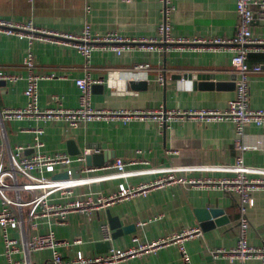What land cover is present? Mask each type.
I'll return each mask as SVG.
<instances>
[{
  "label": "crops",
  "instance_id": "1",
  "mask_svg": "<svg viewBox=\"0 0 264 264\" xmlns=\"http://www.w3.org/2000/svg\"><path fill=\"white\" fill-rule=\"evenodd\" d=\"M174 6L169 16V32L175 37L231 38L237 32L236 0H171ZM162 0H0V16L37 26L79 32L90 24L97 32H118L126 37H156L160 35L163 17ZM254 4L252 22L254 36L264 40V17H259ZM33 51L35 71L44 76L39 82V104L42 108L61 103L75 107L79 103V88L75 79L84 74L85 58L74 47L45 40L21 38L0 33V70L27 73L23 60ZM230 46H171L168 50L135 46L117 53L111 49H95L92 55V75L97 80L92 88L93 104L106 110H147L217 108L224 109L235 95V73ZM140 63L150 69H133ZM249 63L262 64L250 79L253 108H264V48L249 56ZM163 74V80L160 79ZM213 82L212 86L199 82ZM133 82V83H132ZM222 85L217 86L215 83ZM25 78L16 82L0 79V112L4 108L27 104ZM101 88H100V87ZM3 126V130H2ZM42 128V151L54 154L68 151L67 141L75 140L80 152L91 148L106 162L104 168L81 173L75 178V192L111 193L121 183L138 185L153 181L167 172L188 178L220 179L232 174L239 152L234 146L235 124L231 120L203 121L171 117L163 125L157 119L123 118L94 119L78 126L66 120L38 118L6 119L0 124V147H4L6 162L9 150L25 146L24 155L32 154L36 132ZM4 132V134L1 133ZM243 151L252 176H264V126L247 124ZM117 157L137 161L121 174L109 165ZM148 160L146 164L143 161ZM254 205L249 210L250 244L264 246V189L253 192ZM239 195L208 184L173 183L115 202L92 214L73 213L65 223L45 220L38 231L52 228L56 235L79 244L60 247L66 257L77 250L96 255V242L103 239L101 223L110 224L108 210L122 225L135 224L131 232L111 237V247H128L133 238L141 241L169 237L186 227H201L195 209H223L220 225L185 242L190 264H241L225 256L215 257L212 250H230L239 234ZM202 228V227H201ZM112 229V228H111ZM113 232V229H112ZM15 237L21 234L11 229ZM51 255L49 249L29 254L31 260L43 261ZM4 242L0 228V264H6ZM117 264H188L180 246L171 243L154 252L130 258ZM245 264H264L259 258Z\"/></svg>",
  "mask_w": 264,
  "mask_h": 264
},
{
  "label": "built area",
  "instance_id": "2",
  "mask_svg": "<svg viewBox=\"0 0 264 264\" xmlns=\"http://www.w3.org/2000/svg\"><path fill=\"white\" fill-rule=\"evenodd\" d=\"M130 1V0H128ZM162 20L160 35L156 37H126L118 32H97L90 24H84L79 32L65 31L48 27L37 26L33 22L21 24L0 16V33L14 34L21 38L45 40L64 43L77 49L85 58V70L82 76L75 79L79 88V103L75 107H64L61 103L55 106L42 108L39 104V82L44 77L35 71V59L32 50L24 56L23 65L27 71L25 75L16 72L0 70V79L16 82L22 78L27 81L25 95L27 104L23 107L4 108L0 112V124L6 119L38 118L51 120H66L71 126H78L94 119L133 118L157 119L161 124L171 117L200 119L203 121L231 120L235 124L236 137L234 146L239 151L232 166V174L220 179L215 178H188L174 172L153 181L138 185L121 183L119 188L111 193L81 192L74 189L75 178L71 176L73 166L79 167L81 173L96 172L104 167L86 164V155L92 153L91 148L85 149L76 155L66 151L47 154L42 151L45 142L41 139L43 129L36 132L34 152L24 155L25 146L19 145L16 150H9V160L6 162L4 147H0V228L4 242L6 264H117L130 258L143 256L157 249L177 243L186 263L190 264L185 242L203 234L201 227H186L169 237L141 241L133 238V244L120 248L111 247L106 252L89 255L77 250L72 257H66L60 247L63 244L72 245L83 242L76 238L72 242L60 239L50 228L48 231H38L40 224L45 220H55L59 223L68 221L73 213L92 214L105 209L117 201L146 194L150 190L173 183L208 184L219 186L227 192H236L239 195V234L236 245L230 250L216 248L212 250L215 257L225 256L231 261L245 264L248 259L259 258L264 262V246L250 244L248 234L250 230L249 210L254 205L253 192L264 189V176H252L251 167L244 160L243 151L250 147L244 142L243 136L247 124L264 126V108H253L250 97V79L253 72L262 70V64H251L248 56L264 48V40L254 36L252 22L255 19L254 4H258L259 17H264V0H236L238 13L237 32L231 38L223 37H175L169 32V16L173 5L171 0H162ZM230 46L232 48L231 63L235 73V95L229 100L224 109L217 108H190L166 109L159 107L147 110H106L97 108L93 104V85L97 82L91 73L92 55L95 49H111L117 53L138 46L145 49L168 50L171 46ZM150 64H136L133 69H150ZM160 79L163 80V74ZM3 130V126H2ZM2 134L4 132L1 131ZM117 157L110 167L119 173L126 172L130 163ZM148 164V160H144ZM67 171L68 178H54V174ZM11 229L20 232L15 237ZM104 240H110L112 229L107 221L101 223ZM49 249L51 255L43 260H31V252Z\"/></svg>",
  "mask_w": 264,
  "mask_h": 264
},
{
  "label": "water",
  "instance_id": "3",
  "mask_svg": "<svg viewBox=\"0 0 264 264\" xmlns=\"http://www.w3.org/2000/svg\"><path fill=\"white\" fill-rule=\"evenodd\" d=\"M212 83L213 82L206 81V82H199L198 84L200 86L202 85L212 86L213 85ZM215 85L221 86L222 84L220 82H217L215 83ZM67 145L70 154L76 155L80 152V148L76 145L75 140L69 139L67 141ZM105 162L106 161L102 159L101 155L97 153L93 152L86 155V164L88 165H103L105 164ZM71 170H72V174H71L72 177L76 178L80 176L78 166H73ZM53 177L68 178L69 174L67 173V171H63L54 174ZM195 213L203 231L215 227L216 225H220L224 221V218L219 217L223 213V209L221 208H215V207L196 208ZM108 216H109L110 226L113 229L112 232L113 239L124 233L131 232L135 228V224L122 225L120 219L117 216L111 215L110 210H108ZM96 246L98 248L97 252H106L111 248L112 243L111 240H100L96 242Z\"/></svg>",
  "mask_w": 264,
  "mask_h": 264
},
{
  "label": "trees",
  "instance_id": "4",
  "mask_svg": "<svg viewBox=\"0 0 264 264\" xmlns=\"http://www.w3.org/2000/svg\"><path fill=\"white\" fill-rule=\"evenodd\" d=\"M251 53H253V52H251ZM251 53H250V54H251ZM250 54H249V56H250ZM249 56H248V61H249Z\"/></svg>",
  "mask_w": 264,
  "mask_h": 264
}]
</instances>
